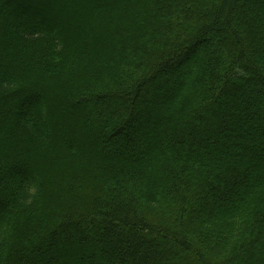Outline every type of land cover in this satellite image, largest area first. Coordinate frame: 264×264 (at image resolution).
I'll return each instance as SVG.
<instances>
[{
  "label": "trees",
  "instance_id": "obj_1",
  "mask_svg": "<svg viewBox=\"0 0 264 264\" xmlns=\"http://www.w3.org/2000/svg\"><path fill=\"white\" fill-rule=\"evenodd\" d=\"M0 264H264V0H0Z\"/></svg>",
  "mask_w": 264,
  "mask_h": 264
},
{
  "label": "rangeland",
  "instance_id": "obj_2",
  "mask_svg": "<svg viewBox=\"0 0 264 264\" xmlns=\"http://www.w3.org/2000/svg\"><path fill=\"white\" fill-rule=\"evenodd\" d=\"M71 19H72V17H71ZM57 114H58V112H57ZM57 116V121H59V119L61 120V116L60 115H56ZM59 116V117H58ZM61 123H63V121L61 120ZM115 145V144H114ZM117 146V145H116Z\"/></svg>",
  "mask_w": 264,
  "mask_h": 264
}]
</instances>
